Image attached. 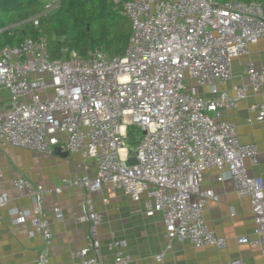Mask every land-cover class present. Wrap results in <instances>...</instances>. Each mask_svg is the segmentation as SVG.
<instances>
[{"label": "built area", "instance_id": "1", "mask_svg": "<svg viewBox=\"0 0 264 264\" xmlns=\"http://www.w3.org/2000/svg\"><path fill=\"white\" fill-rule=\"evenodd\" d=\"M49 1L40 16L12 27L37 21L58 6L57 0ZM112 3L132 28L121 58H109L95 48L86 58L63 49L60 58L51 59L43 39L0 49V90L11 95L10 105L0 109V149L52 156L60 148L81 153L84 162L94 161L95 176L63 180L65 188L86 195L76 221L88 224L90 245L71 254L79 264H106L99 240L102 215L91 198L106 189L142 202L148 218L161 216L168 248L180 241L195 249H225L226 239L203 217L208 202L218 200L213 190L202 189L210 170L218 172L219 182L228 178L240 197L250 199L254 238H239L237 243L258 248L264 256V181L246 167L247 161L259 166V150L242 144L236 125L222 117V111L236 109L250 93L262 92L264 72L249 62L247 81L235 85L234 96L219 89L233 79L234 60L264 39V0ZM5 31L0 28V34ZM248 112L249 125L264 123L263 103L251 104ZM129 129L139 134L135 147L129 144ZM131 159L136 163L130 164ZM3 181L0 165V209L9 204ZM12 185L20 198L34 201L31 226L45 244L38 264H54L48 255L54 236L43 210L52 190L22 175ZM10 214L20 226L30 216L17 209ZM110 247L116 249L113 264H131L121 242ZM156 259L161 261L163 255ZM231 264L246 263L236 259Z\"/></svg>", "mask_w": 264, "mask_h": 264}, {"label": "crops", "instance_id": "2", "mask_svg": "<svg viewBox=\"0 0 264 264\" xmlns=\"http://www.w3.org/2000/svg\"><path fill=\"white\" fill-rule=\"evenodd\" d=\"M249 62L264 72V39L251 45L249 54L234 60L233 79L219 86V89L227 90L234 96L235 85L247 81ZM10 103L9 91L0 90V109L8 107ZM254 103L264 104V88L260 94L250 93L236 109L222 111V117L236 125L242 144L258 147L259 166L251 167L247 161L246 167L251 176L261 177L264 181V123H247L248 108ZM67 154L66 157L55 153L45 156L29 149H0V165L4 173L2 188L9 197L8 206L0 209V264H38V258L45 250L43 239L31 226L33 198H20L13 188L12 181L19 175L52 190L43 204L54 236L53 244L48 249L51 262L79 264L71 254L90 245L88 224L76 221V216L83 213L86 195L78 188H65L63 180L77 175L95 176L96 168L93 160L84 162L81 153ZM85 164L89 167L88 171ZM218 177L216 170H210L204 176L202 189L213 190L218 200L208 202L203 217L211 230L226 239L225 249L220 250L215 246L195 249L180 241H174L168 248L161 216L148 218L142 202L134 203L124 194L106 189L101 195L91 197L95 210L102 215L99 240L103 261L113 264L116 249L110 246L121 242L122 251L132 259L131 264H231L236 259L246 264H264V256L258 248L237 243L239 238H254L255 220L250 199L240 197L231 180L226 178L224 182H219ZM56 189L61 191L57 193ZM11 209L30 213L25 226L15 223ZM159 255H163L161 261L156 259Z\"/></svg>", "mask_w": 264, "mask_h": 264}, {"label": "trees", "instance_id": "3", "mask_svg": "<svg viewBox=\"0 0 264 264\" xmlns=\"http://www.w3.org/2000/svg\"><path fill=\"white\" fill-rule=\"evenodd\" d=\"M48 0H0V49L19 46L27 39H43L51 59L62 56L63 49L86 58L100 48L109 58L124 56L132 35L130 21L112 0H57L58 6L37 21L12 27L41 14ZM252 3L261 0H215ZM135 130L129 129V144H138Z\"/></svg>", "mask_w": 264, "mask_h": 264}, {"label": "water", "instance_id": "4", "mask_svg": "<svg viewBox=\"0 0 264 264\" xmlns=\"http://www.w3.org/2000/svg\"><path fill=\"white\" fill-rule=\"evenodd\" d=\"M54 153L57 154V155H64L65 157L68 155L67 153H65V154L62 153L60 148H56ZM129 163L130 164L136 163V160L135 159H131V160H129Z\"/></svg>", "mask_w": 264, "mask_h": 264}, {"label": "rangeland", "instance_id": "5", "mask_svg": "<svg viewBox=\"0 0 264 264\" xmlns=\"http://www.w3.org/2000/svg\"><path fill=\"white\" fill-rule=\"evenodd\" d=\"M50 4V1L48 0L47 2H46V5H45V7L41 10V12L43 13L47 8V6ZM36 16H40V15H35V16H33V17H31V18H35ZM16 25V24H15ZM14 25V26H15Z\"/></svg>", "mask_w": 264, "mask_h": 264}]
</instances>
